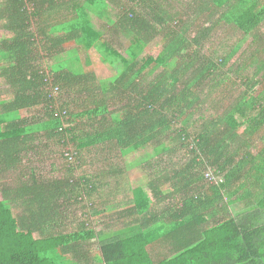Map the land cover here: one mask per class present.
I'll return each mask as SVG.
<instances>
[{"label":"trees","instance_id":"obj_1","mask_svg":"<svg viewBox=\"0 0 264 264\" xmlns=\"http://www.w3.org/2000/svg\"><path fill=\"white\" fill-rule=\"evenodd\" d=\"M93 11L126 39L124 54L92 26ZM263 20L264 0H191L181 17L158 0H0V264H264V42L230 62L239 44L222 54L214 37L238 30L241 45ZM70 47L87 54L65 57ZM250 68L252 80L241 75ZM50 142L68 173L43 179L34 163ZM173 143L189 157L157 178L180 187L171 204L156 205L165 197L154 180L152 197L137 185L115 200V183L98 194L133 173L139 151ZM81 199L90 219L71 229ZM111 209L121 226H86ZM94 240L97 254L85 248Z\"/></svg>","mask_w":264,"mask_h":264},{"label":"rangeland","instance_id":"obj_2","mask_svg":"<svg viewBox=\"0 0 264 264\" xmlns=\"http://www.w3.org/2000/svg\"><path fill=\"white\" fill-rule=\"evenodd\" d=\"M158 1L162 3L163 7L165 9H168L172 15L177 14L181 17L182 12L186 10L187 3L189 4L191 0H158ZM134 3H137V2L134 1ZM117 14H118V10L113 5L110 6L109 7L110 18L116 19ZM89 15H90L92 26L96 30L100 31L107 38H110L111 35L112 37H115L118 40V42L121 44V46L119 47L120 52L124 54L123 48L126 46V43H127L126 39L122 37L121 35L117 37V34H119V32L114 30V27H112V24L107 21L106 17L99 18L96 16L94 11L90 12ZM186 21L189 22L188 25L193 24V23L199 24V19L194 16H189ZM243 36L244 34L238 30L232 31L229 34H226L222 30V28H221V31H216L214 34V37H219V40L216 41V44H217V47L220 49V51H222V54L227 53L229 50H231V48L233 49L237 47V45L239 44L240 47L236 48L237 53H235L234 56L230 59V62H234L235 59L239 58L238 53L240 51L245 52L244 54H247L250 51H252L253 48L257 46V44L261 45L264 42V20L261 22L260 26L256 30H252L251 35H249L240 45L239 41L241 37ZM255 41L257 43H255ZM68 50H70V52L65 57L79 53L82 49H78L75 52L73 50V47H70L68 48ZM81 53L82 55L87 54L82 51ZM231 64H233V69H232V72L230 71L231 73L230 76L234 77V70L235 68L239 66V63H230V65ZM97 69L98 67L96 66V70ZM103 69L106 70V73L108 71L112 72L111 67L109 66L106 67V64L104 65ZM159 69L160 68H154V67L150 69L146 75V78H151ZM252 69L253 68H250V70H248L247 72H241V75H244V76L247 75L249 79L252 80L253 73L250 74L252 72ZM236 83L239 85L238 80L236 81ZM234 89L236 90L230 94V98L228 102H232L231 98H236V96L238 95V90H237L238 86L236 85ZM263 91H264V84L260 85L256 89L255 92L258 95V94H262ZM6 92H8L7 86L2 81H0V97H6L8 95ZM209 93L210 92L208 90H205L204 96H209ZM221 94H219V91H215V93L213 92L211 94L212 97H210V99L216 101L218 95L224 98L225 95H223V93ZM58 95H60V93ZM223 102H225V99H223ZM262 104L264 105V102ZM227 106L228 105L226 104V102L221 103L220 109L225 108ZM23 113L27 114L28 112H23ZM32 113L33 112L31 111L29 114H32ZM178 125L179 124H177V126ZM263 133H264V130H260L259 133L255 137L257 138L258 136L260 138V136H262ZM172 145H173L172 147L173 150L165 151L159 155L155 154L153 150H151V148H146L145 150H141L139 151L138 154H136V156L134 155L137 161L134 167L136 169L133 171V173L125 172L128 180L124 177L122 183L118 182V185L121 186L122 191L116 194L114 199L122 200L124 197L129 196V192L131 188H134L137 185H140V187H142L144 191L147 192V195H149V197H152L150 189L147 185V182L154 180L161 187V192L162 194H164L163 196L165 197L162 203L158 202L156 203V205L163 208L171 204L173 198L168 197L167 194L174 193V195H176L177 193H179L180 187H179L178 192L176 193V187H174L171 184V182H166V183H163V185H161L157 178L161 177L165 172L170 171V169L176 166H179V165H183L184 163H186L187 158L189 157L188 156L189 153H187L186 147L180 148L177 146V144L174 145V143ZM46 147L48 148L49 151L47 152V149H46L45 154L42 157L43 158L42 161L40 163H36V162L34 163L35 167L39 169V171H37V174L39 176L42 175L41 178L43 179L63 177L64 175H66V173H68V171L66 170V166L68 165V162H69L61 155L63 148L59 145L55 146L54 144H51V142ZM65 149H68V150L70 149L71 151H73L72 146H65ZM255 150H257V148H255ZM29 158H32V157H29ZM129 161L133 164L135 163L134 159L131 160L130 158ZM95 168L96 169L98 168L97 160L93 162L92 164H89L87 168L75 169L74 175L77 177V174H81L82 172H88V171L91 172V171H94ZM207 171H209L212 174V172L209 169ZM123 194H125L126 196ZM88 199L92 201L94 198L88 197ZM89 200L81 199L80 201H77L71 205L70 211L73 213V215L69 216V219H67L69 221V224L73 226L71 229H74L76 223L89 217L90 208L92 207L90 206ZM100 207L101 206L98 205V208ZM112 212H113V209L109 211V215L108 213L99 215V217L96 218L97 219L96 221L92 219L88 220L86 226L91 227L94 231L95 229L97 231H100V230L109 231L112 227L121 226L123 222L119 220L118 213H112ZM90 244H91V247L86 246L85 248H87L88 250H91L92 253L95 254L97 252L96 250H98V241L94 240Z\"/></svg>","mask_w":264,"mask_h":264},{"label":"crops","instance_id":"obj_3","mask_svg":"<svg viewBox=\"0 0 264 264\" xmlns=\"http://www.w3.org/2000/svg\"><path fill=\"white\" fill-rule=\"evenodd\" d=\"M136 168H134V170H135ZM115 183V186H114V188L115 189H117V187L119 186L118 185V181L117 180H115V178H112V177H110V184L109 185H106V184H103V190L101 189V191L98 193V194H100V196H102L103 195V193L110 187V186H113V184ZM131 190H132V188H131ZM131 190H130V192H129V196H127V197H129V201H130V199H131ZM98 194L96 193L94 196H98ZM123 195H125V194H123ZM126 196V195H125ZM164 247L165 246H163V247H161V248H156L155 249V252H163L164 251Z\"/></svg>","mask_w":264,"mask_h":264},{"label":"clouds","instance_id":"obj_4","mask_svg":"<svg viewBox=\"0 0 264 264\" xmlns=\"http://www.w3.org/2000/svg\"><path fill=\"white\" fill-rule=\"evenodd\" d=\"M205 177L208 179V181H211V182L214 179L213 175L209 171L205 172Z\"/></svg>","mask_w":264,"mask_h":264},{"label":"built area","instance_id":"obj_5","mask_svg":"<svg viewBox=\"0 0 264 264\" xmlns=\"http://www.w3.org/2000/svg\"><path fill=\"white\" fill-rule=\"evenodd\" d=\"M210 178V177H209Z\"/></svg>","mask_w":264,"mask_h":264}]
</instances>
